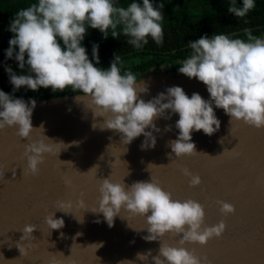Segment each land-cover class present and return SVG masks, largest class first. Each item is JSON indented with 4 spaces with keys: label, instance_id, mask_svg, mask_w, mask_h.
<instances>
[{
    "label": "water",
    "instance_id": "obj_1",
    "mask_svg": "<svg viewBox=\"0 0 264 264\" xmlns=\"http://www.w3.org/2000/svg\"><path fill=\"white\" fill-rule=\"evenodd\" d=\"M164 68L169 70L170 65L150 68L137 80L138 87L147 88L140 94L145 102L172 86L182 87L189 98L193 93L210 98L206 86L196 78L179 71L163 73ZM34 100L32 125H43L44 134L43 129H34L29 138L21 139L17 127L0 130V264H120L125 259L154 264L152 257L159 254L160 244L181 247L179 236L166 233L160 241H146V217L122 209L109 227L103 213L91 211L99 206L102 179L131 186L137 181L150 182L151 177L173 200L192 199L203 205V226L224 221L226 229L220 238L205 245H182L202 264H264V128L256 129L242 120L230 122L223 109L213 106L221 122L219 130L211 136L193 131L192 142L197 152L213 157L225 148L232 151L215 158L199 153L176 157L169 141L179 134L175 127L178 114L156 119L155 147L142 149L143 135L124 144L120 133L101 130L104 117L93 115L90 97L83 93ZM24 101L31 106L30 100ZM169 126L171 130H167ZM38 141L51 144L52 151L44 154L38 173L32 175L26 171L25 146ZM149 164L157 166L148 169ZM96 165L88 174L78 172L86 173ZM185 168L201 178L200 185L190 186ZM217 201L232 204L235 212L222 214ZM58 202L70 203L63 209L69 213L57 211ZM51 213L54 219L64 220L63 228L47 226L45 217ZM28 224L37 228L21 241ZM18 244L26 255L20 256ZM149 251L147 261L137 259V253Z\"/></svg>",
    "mask_w": 264,
    "mask_h": 264
},
{
    "label": "clouds",
    "instance_id": "obj_2",
    "mask_svg": "<svg viewBox=\"0 0 264 264\" xmlns=\"http://www.w3.org/2000/svg\"><path fill=\"white\" fill-rule=\"evenodd\" d=\"M254 7V0H242V7H236L233 2L227 11L243 18ZM162 8L164 4L154 6L152 0L132 2L126 8L115 6L114 0H38V3L20 10L10 21L9 31L14 36L5 50L6 58H14L19 68L26 72L18 75L11 66H6L13 91L21 87L33 91L40 88H51L54 92H63L66 88L79 91L90 97L88 103L94 109L93 115L104 117L99 126L101 130L120 133L124 144H131L143 135L142 149L155 147L153 132H159L154 123L156 119H170L171 114H178L175 127L179 134L175 140L169 141L174 156L199 153L215 158L232 151L225 148L214 157L197 152L192 142V132L202 130L211 136L219 130L221 122L215 115L214 107L223 109L230 122L242 120L256 129L264 128V38L254 36L250 29H245L247 42L225 34L204 35L189 41L191 53L180 61L178 71L202 82L209 93L208 100L199 93H193L189 98L182 87L172 86L145 102L140 94L146 93L147 88L138 87L140 83L131 71L121 74L120 56L115 55L108 69H101L94 66L81 45L86 28L98 29L105 39L109 34L118 39L121 34L117 31L118 26L125 37H130L127 42L136 49L148 44V37L161 45L164 36ZM57 37L62 40L63 48ZM98 48L96 44L92 48V58L96 64H99ZM78 98L76 96L79 102ZM30 105L22 98H13L0 90V130L17 127L16 134L21 139L29 138L34 129H43L44 134L43 125L33 128L34 99L30 100ZM96 127L94 123L93 128ZM148 128L152 131H146ZM167 130H171L170 126ZM51 151L52 145L44 141L27 144L24 153L28 162L26 171L37 174L44 154ZM97 166L86 173L76 171L88 174ZM151 166L157 165L149 164L148 169ZM162 166L165 165L158 167ZM183 174L190 177V186L201 184V178L192 175L188 169H183ZM99 193V206L91 211L103 213L109 227L114 225V219L124 209L130 215L146 217L148 235L143 237L146 241H160L158 238L166 233L180 237L181 247L160 244L159 254L152 257L154 264H202L199 257L182 245L186 242L205 245L210 239L220 238L226 229L224 221L211 227L203 226V205L192 199L173 200L171 193L164 191L152 177L150 182L137 181L131 186L113 183L105 178L100 183ZM217 203L222 214L235 212L232 204L224 201ZM79 204L83 206L82 199ZM70 206V203L58 202L57 211L69 213L63 209ZM53 217L54 213L45 217L47 226L51 230L63 228L64 220ZM36 228L33 224L25 225L21 241L32 236ZM16 247L20 256L26 255L21 244ZM150 255V251L147 254L137 253V259L147 261ZM120 264H134V261L125 259Z\"/></svg>",
    "mask_w": 264,
    "mask_h": 264
},
{
    "label": "trees",
    "instance_id": "obj_3",
    "mask_svg": "<svg viewBox=\"0 0 264 264\" xmlns=\"http://www.w3.org/2000/svg\"><path fill=\"white\" fill-rule=\"evenodd\" d=\"M132 2L142 3V0H114V5L126 8ZM152 2L154 6L164 4V8L160 9L164 17L161 21L164 31L163 43L157 45L151 37H148V44L136 49L127 42L130 37L122 34L120 26L117 28L121 33L118 39L110 34L105 39L98 29L86 28V35L81 45L85 47L94 66L108 69L115 55H118L122 62L121 74L131 71L139 80L150 68L164 64H169L173 68L178 66L180 61L191 53L189 41H195L201 36L225 34L230 38H240L247 42L245 29H250L254 36L261 38L264 36V0H254L255 7L243 18L235 17L227 11L233 2L236 7H242V0H152ZM33 3H38V0H0V35L4 36L5 41L4 44H0V90L13 98L23 100L81 93L73 92L71 88H66L63 92H54L51 88L33 91L26 87L13 91L8 73L5 71L6 66H11L13 72L18 75L26 72L19 68L14 58L7 59L5 55L9 40L14 36L9 31L10 21L20 10L26 9ZM57 40L63 48L62 40L59 37ZM94 44L99 45V64H96L92 58Z\"/></svg>",
    "mask_w": 264,
    "mask_h": 264
},
{
    "label": "rangeland",
    "instance_id": "obj_4",
    "mask_svg": "<svg viewBox=\"0 0 264 264\" xmlns=\"http://www.w3.org/2000/svg\"><path fill=\"white\" fill-rule=\"evenodd\" d=\"M179 65L180 64H178V66H175V68L171 67V68H169V70H167L166 68H164L163 73H172V74H174L175 72H178Z\"/></svg>",
    "mask_w": 264,
    "mask_h": 264
},
{
    "label": "flooded vegetation",
    "instance_id": "obj_5",
    "mask_svg": "<svg viewBox=\"0 0 264 264\" xmlns=\"http://www.w3.org/2000/svg\"><path fill=\"white\" fill-rule=\"evenodd\" d=\"M1 36V35H0ZM5 43V41H4V36H1L0 37V44H4ZM161 66V65H160ZM158 67V66H157ZM175 67V66H174ZM170 68H171V66H170Z\"/></svg>",
    "mask_w": 264,
    "mask_h": 264
}]
</instances>
